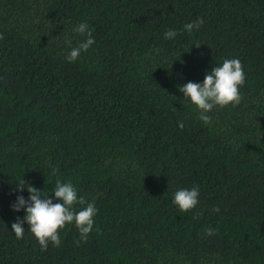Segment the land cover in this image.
I'll use <instances>...</instances> for the list:
<instances>
[{
  "label": "trees",
  "instance_id": "trees-1",
  "mask_svg": "<svg viewBox=\"0 0 264 264\" xmlns=\"http://www.w3.org/2000/svg\"><path fill=\"white\" fill-rule=\"evenodd\" d=\"M80 23L94 43L68 62ZM224 58L240 102L205 124L179 85ZM57 179L98 211L86 241L66 224L42 251L11 205L17 181ZM0 264H264V0H0Z\"/></svg>",
  "mask_w": 264,
  "mask_h": 264
},
{
  "label": "clouds",
  "instance_id": "clouds-1",
  "mask_svg": "<svg viewBox=\"0 0 264 264\" xmlns=\"http://www.w3.org/2000/svg\"><path fill=\"white\" fill-rule=\"evenodd\" d=\"M204 20L197 18L194 21L183 25V29L191 33L194 29H199ZM74 33L86 35L78 46L70 48L65 59L68 62H74L82 51H87L94 43V37L86 23H80L73 27ZM176 29H168L164 32V39L174 40L177 36ZM199 46V45H197ZM246 80V73L239 58H224L215 67L208 70L203 81H188L179 85V91L183 93V98L191 105H194L198 111V119L207 124L211 120L209 113L216 106L235 105L240 102V87ZM183 127V122L179 123ZM17 191L22 193L26 188L29 195L25 198L19 194L11 205L16 212L24 211L23 220L17 218L12 222L11 230L17 239L23 238L25 233L24 223L29 225L31 232L37 239L41 250L48 248L49 244L59 247L61 244L59 230L66 224H74L79 232L80 240L86 241L88 235L93 229L94 217L97 208L94 202H85L82 196L78 195L77 188L71 181L64 182L60 179L55 181L50 193L45 194L41 189L23 182H16ZM199 186L190 188H179L172 194V203L178 207L181 212H187L196 207L199 203ZM55 201V202H54ZM79 203L85 205L79 210L73 207ZM214 212H219V207L213 208ZM213 228L205 229L207 235H212Z\"/></svg>",
  "mask_w": 264,
  "mask_h": 264
}]
</instances>
